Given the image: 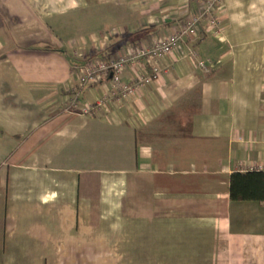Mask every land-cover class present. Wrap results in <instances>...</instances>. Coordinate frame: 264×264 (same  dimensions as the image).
<instances>
[{
  "label": "crops",
  "instance_id": "crops-1",
  "mask_svg": "<svg viewBox=\"0 0 264 264\" xmlns=\"http://www.w3.org/2000/svg\"><path fill=\"white\" fill-rule=\"evenodd\" d=\"M201 8L0 0V264H264V199L231 187L264 171V0H225L220 32L202 20L125 102L110 73L82 83L91 63L151 47ZM108 132L135 144L118 156L135 166L103 167Z\"/></svg>",
  "mask_w": 264,
  "mask_h": 264
},
{
  "label": "built area",
  "instance_id": "built-area-1",
  "mask_svg": "<svg viewBox=\"0 0 264 264\" xmlns=\"http://www.w3.org/2000/svg\"><path fill=\"white\" fill-rule=\"evenodd\" d=\"M225 0H200L202 3V8L200 13H197L192 19L187 23V25L172 33L169 37L165 39L156 40L154 45L150 46H140L129 52H123L115 58L109 60H103L96 63H91L87 66L84 76L82 77V83H100L104 81V76L109 73L111 76L110 89L111 94L119 102H125L133 95L140 92L144 85L150 84L160 73L158 68H153L151 74L146 71L145 63L151 59H161L166 55L172 53L183 39L185 35L189 32L197 29L202 20L207 19L209 22V31H214L219 33L220 17L218 15L217 7L224 4ZM214 29V30H213ZM139 70L142 71L139 74ZM127 72L132 73L131 82L124 81V75ZM78 104V100L73 101V106ZM97 107L101 105L88 104L82 106L83 112H98Z\"/></svg>",
  "mask_w": 264,
  "mask_h": 264
},
{
  "label": "rangeland",
  "instance_id": "rangeland-1",
  "mask_svg": "<svg viewBox=\"0 0 264 264\" xmlns=\"http://www.w3.org/2000/svg\"><path fill=\"white\" fill-rule=\"evenodd\" d=\"M220 7H221V5H219L217 7L218 11H219ZM86 16L87 15H85V17ZM102 16H104V15L99 14V13H92L89 18L97 19L98 17H102ZM98 21L99 20L97 19V22H92L90 27H89V29H91L92 31H95V30L99 29V31H100L101 28L105 27L106 24H107V23H105V25H104V23H99ZM147 136H148V138H147L148 144H150V134H147ZM115 138H116L115 134H113L112 132H108V134H107V156L105 158H102V162H103V160H105L104 161L105 163L102 164L103 167L106 168V169H113V168H118V167H121V166L128 167V168H131V167L135 166L136 162L138 160L137 158H135V160H134V158H128V157L119 158L118 157L120 155L119 152H121V151H122L123 155L128 154V152H130V151L132 153V149L134 151L135 144L133 143V147H132V143H131V149H129L128 145L130 143H128V142L115 143L114 142ZM135 138H136V134L133 135L134 141H135ZM144 222H140L139 221L137 223V227L142 225L141 228L144 227L143 229H146V222L145 223ZM117 227L118 228H122L123 227V223H119L117 225Z\"/></svg>",
  "mask_w": 264,
  "mask_h": 264
},
{
  "label": "trees",
  "instance_id": "trees-1",
  "mask_svg": "<svg viewBox=\"0 0 264 264\" xmlns=\"http://www.w3.org/2000/svg\"><path fill=\"white\" fill-rule=\"evenodd\" d=\"M252 180H256V183L261 182L264 184V171L252 172V173H237L232 177L231 187L232 196L238 200H256L258 198L264 199V196L257 193L246 192L248 184Z\"/></svg>",
  "mask_w": 264,
  "mask_h": 264
}]
</instances>
